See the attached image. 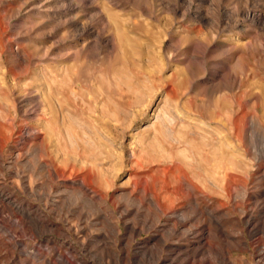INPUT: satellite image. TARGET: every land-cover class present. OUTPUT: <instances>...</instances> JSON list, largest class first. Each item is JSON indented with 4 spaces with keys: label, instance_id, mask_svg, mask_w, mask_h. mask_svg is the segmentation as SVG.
I'll return each mask as SVG.
<instances>
[{
    "label": "rangeland",
    "instance_id": "374dc122",
    "mask_svg": "<svg viewBox=\"0 0 264 264\" xmlns=\"http://www.w3.org/2000/svg\"><path fill=\"white\" fill-rule=\"evenodd\" d=\"M48 83L52 149L66 146L82 172L71 179L94 181L83 196L48 179L34 147L0 166L2 183L30 180L34 195L14 191L70 230L30 219L42 237L22 232L0 210V264H81L62 241L84 242L95 264L126 251L155 264L178 252L173 243L196 249L204 224L229 264H264V0H0V130L41 112ZM16 148L8 135L7 161ZM159 200L186 218L177 234Z\"/></svg>",
    "mask_w": 264,
    "mask_h": 264
},
{
    "label": "bare ground",
    "instance_id": "6f19581e",
    "mask_svg": "<svg viewBox=\"0 0 264 264\" xmlns=\"http://www.w3.org/2000/svg\"><path fill=\"white\" fill-rule=\"evenodd\" d=\"M57 76V74H56ZM59 77V75H58ZM57 78V77H56ZM58 82V81H57ZM55 87V86H54ZM44 89V88H43ZM56 89V88H55ZM51 91V86L48 83V89H46V91L44 93H42V100H41V107L42 110L41 112H38L37 110H26L24 116L21 118V122L20 125L16 126V120L11 121L8 124V127H3L2 130H0V166L1 167H5L12 163H14V161L20 159V157L23 155V152L26 151L27 147H34L35 151L38 155V161L40 163V165L42 166L43 169L46 170V175L48 177V179H55V178H59L62 177L63 180L59 181L62 182L64 184V187L66 188H76L78 189L77 191H79V194L81 195H86V196H90L89 192H90V187L91 184L94 181V176L91 173H88V182L82 180H75V179H71L75 173H79L77 168H76V164H73L71 157H69L68 155V150L63 147V154L61 153V150L56 151L55 149H52V146L50 144V138L53 139V137H50L51 132L50 128H51V124L53 123L54 119L57 116V107L55 106L56 104L52 103L51 100V95L48 91ZM32 100V99H31ZM35 100V99H34ZM39 100V101H40ZM35 102V101H34ZM32 103V102H31ZM37 103V102H36ZM39 104V103H37ZM35 105V104H34ZM58 105V104H57ZM37 106V105H36ZM61 106V105H60ZM40 107V108H41ZM39 108V107H38ZM61 111V110H60ZM37 116V120L35 122H30L28 120V118H31L32 116ZM63 115V114H62ZM61 115V116H62ZM58 117V116H57ZM63 117V116H62ZM10 121V120H9ZM56 121V120H55ZM18 123V121H17ZM59 124V123H58ZM3 125V124H2ZM2 125L1 128H2ZM5 125V124H4ZM53 126V125H52ZM57 126V125H56ZM16 128H18V132L16 131ZM61 131V128H60ZM54 133V132H53ZM11 136L15 138L16 144L18 145V148H16V154L12 157L11 161H7L6 160V148H7V136ZM54 135V134H53ZM82 138V137H81ZM59 140V139H58ZM58 142V141H57ZM81 142V141H80ZM67 143V142H66ZM63 144V143H61ZM81 144V143H79ZM83 144V143H82ZM53 145V144H52ZM73 145V144H72ZM64 146V145H62ZM71 146V145H70ZM65 148V149H64ZM75 150V149H74ZM74 150L72 151L74 153ZM28 151V150H27ZM77 151V150H76ZM29 152V151H28ZM34 152V151H33ZM79 152V151H78ZM14 153V152H13ZM71 153V152H70ZM81 153V151L79 152ZM6 154V155H5ZM82 154V153H81ZM78 155V154H76ZM83 155V154H82ZM11 157V156H10ZM34 158V156H32ZM80 157V155H79ZM83 158V157H82ZM80 159V158H78ZM36 161V160H35ZM76 161V160H75ZM80 161V160H79ZM78 161V162H79ZM83 161V160H82ZM77 163V162H76ZM78 164V163H77ZM82 165V164H80ZM38 166V165H37ZM13 167V165H12ZM81 167V166H80ZM9 169V168H8ZM81 169V168H80ZM79 169V170H80ZM6 170V169H5ZM4 171V170H3ZM10 171V170H9ZM172 171V170H171ZM10 173H12V171H10ZM82 173V172H80ZM79 173V174H80ZM33 175V174H32ZM78 175V174H77ZM227 175V173H226ZM17 177L20 178V183L15 182L14 180L12 181V186L2 183L1 179H0V210L7 212L9 218H16L18 220V227H20L19 231H25V230H29L31 232L34 233H39V236L42 237V232L37 230V227L30 222V219H37V221L39 223H43L46 226H50L52 228H54L55 230H62L65 231L66 233H68L70 230L69 228H65V226L61 223H59V221H54L52 219H50L48 216L49 214L46 213L45 210H43L40 206L34 205L31 201L25 199V198H21V196L19 195V193H16L14 190L17 189L18 192L20 193H24L27 195H34L35 191H34V186L32 185V182L29 180H27L25 177L20 176V174H16ZM84 177V175H83ZM230 177V176H229ZM31 179V178H30ZM60 179V178H59ZM237 179V178H236ZM227 180V177H226ZM5 182V181H4ZM48 182V181H47ZM169 183V182H167ZM57 184V183H56ZM170 184V183H169ZM168 185V184H167ZM169 186V185H168ZM224 186V185H223ZM232 186V185H231ZM45 187V186H44ZM164 187V186H163ZM170 188V187H169ZM233 188V187H232ZM93 189V188H92ZM189 189V187H188ZM187 189V190H188ZM41 190V189H40ZM43 190V189H42ZM57 190V189H56ZM98 190V189H97ZM168 193V195H173L175 198H179V199H183L186 194L188 196H190L191 198H195L193 196V192L191 191H184L182 188H174L171 190L165 189ZM203 190V189H202ZM65 191V190H64ZM161 191V190H160ZM201 191V190H199ZM159 192V191H158ZM46 193V192H45ZM162 193V192H161ZM164 194V192H163ZM47 195H49L47 193ZM230 195V194H229ZM237 195V194H236ZM199 196V195H198ZM207 196V195H206ZM92 199H95L94 196H91ZM162 197V195H161ZM172 197V196H171ZM206 198V197H205ZM203 198V199H205ZM147 199V198H146ZM169 199V198H168ZM165 200V199H164ZM170 200V199H169ZM188 200V199H187ZM172 201V200H171ZM171 201H169L171 203ZM174 201V199H173ZM179 201V200H178ZM193 201V200H192ZM198 201V200H197ZM58 202V201H57ZM63 202V201H62ZM150 202V201H149ZM154 202V201H153ZM159 204L158 209H162L163 210V215L168 217V223L163 224L164 226H168L169 227V231L171 232V234H177L178 233V228H180L181 226H184L187 224V220L186 218L183 216L181 219L180 218H175L177 216H171V212L172 211H168L170 207L167 208L166 203H162L160 200L158 201ZM185 202V201H184ZM184 202H182V204H185ZM56 203V202H55ZM142 204H145V200H142L141 202ZM176 204V203H175ZM181 204V205H182ZM187 204V203H186ZM185 204V205H186ZM40 205V204H39ZM168 205V204H167ZM172 205V204H171ZM170 205V206H171ZM210 205V204H209ZM154 206V205H153ZM156 206V204H155ZM178 207V205H176ZM225 206V205H224ZM184 207V206H183ZM173 208V207H172ZM175 208V207H174ZM217 208V207H216ZM213 209L211 212H216L217 209ZM224 208V207H223ZM149 209V208H148ZM194 209V208H193ZM147 210V209H146ZM151 210V209H150ZM149 210V212H150ZM177 210V209H176ZM181 210V208H180ZM156 211V208H155ZM159 211V210H157ZM174 211V210H173ZM203 211V210H202ZM49 212V211H48ZM51 213V212H50ZM161 213V211H160ZM61 215V214H60ZM184 215V214H183ZM215 215V214H214ZM63 216V215H62ZM193 216V215H192ZM60 217V216H59ZM200 217V216H199ZM224 217V216H223ZM57 218V217H56ZM158 218V217H157ZM4 219V218H3ZM154 219V218H153ZM159 219V218H158ZM220 219V218H219ZM251 219V218H250ZM155 220V219H154ZM163 220V219H162ZM5 221V220H4ZM10 221V220H9ZM202 221V220H201ZM205 221V219L203 220ZM194 222V221H193ZM152 223V222H151ZM249 223V222H248ZM193 224V223H192ZM199 224V223H198ZM150 225V224H149ZM152 225V224H151ZM161 225L160 221L158 223H154L152 225V229L155 233V235H153L152 239H157V237L159 236L158 234V230H159V226H163ZM195 225V224H194ZM197 225V224H196ZM191 226V225H190ZM7 227V226H5ZM196 227V226H195ZM194 227V228H195ZM10 228V227H9ZM188 228V227H187ZM207 225L204 224L202 226H197V228L192 231V235L193 237L196 239L192 244L196 245V249L193 248L192 250L188 249L189 247L185 246V248H183V246L181 244H175L173 243V246L175 250H178L177 253L171 255L172 257L168 256L167 258L163 259L161 257H159V261H157L155 264H163V263H168V264H195L196 262H198V264H204V262L207 261L208 255L211 256H215L216 258V262H218L219 264H229L230 258L228 256V252L229 250L222 247L219 244H212L210 243L206 236V229H207ZM253 228V227H252ZM6 229V228H5ZM185 229V228H184ZM12 230V229H11ZM192 230V229H191ZM16 231V230H15ZM190 231V230H189ZM53 232V231H52ZM212 232V231H211ZM25 233V232H24ZM7 234V233H6ZM11 234V233H9ZM184 234V232H183ZM49 235V234H48ZM236 235V234H235ZM4 236V235H3ZM25 236V235H24ZM171 236V235H169ZM180 236V235H179ZM220 236L223 237V239H227L229 237H231V234L229 233H224L220 231ZM264 236V235H263ZM181 237V236H180ZM184 237V236H183ZM1 238V237H0ZM24 238V237H23ZM27 238V237H26ZM25 238V239H26ZM40 238V237H39ZM69 238V237H68ZM170 238V237H169ZM44 239V238H43ZM42 239V240H43ZM64 239V238H63ZM31 240V239H30ZM36 240V239H35ZM39 240V239H38ZM57 240V238L54 237H50L48 238L49 242H55ZM59 240V239H58ZM165 240V239H164ZM255 240V239H254ZM182 241V240H181ZM38 242V241H37ZM66 246V248H69L72 251L71 258L73 259H77L79 260L81 264H95L97 263L95 260L90 259V258H86L82 255V252L84 250H87V246L86 244L83 242L81 244V248L77 245L75 246V244L73 245L72 243H68V242H64L62 241ZM6 243V242H5ZM60 243V242H59ZM250 243V242H249ZM41 244V242H40ZM50 244V243H49ZM60 245V244H59ZM58 245V246H59ZM246 245L248 246L249 244L246 243ZM2 245H0L1 247ZM50 246V245H49ZM56 246V245H55ZM57 246V249H58ZM164 246V245H163ZM3 247V246H2ZM6 247V246H5ZM195 247V246H194ZM37 248V247H36ZM38 249V248H37ZM63 249V248H62ZM2 249H0L1 252ZM39 250V249H38ZM61 250V249H60ZM173 250V249H172ZM123 251V250H122ZM121 251V252H122ZM180 251H182V255L180 253ZM25 252V251H24ZM23 252V253H24ZM40 252V251H39ZM36 252V253H39ZM52 253V252H51ZM71 253V252H69ZM173 253V252H172ZM8 254V253H7ZM25 254V253H24ZM27 255V254H26ZM32 255V254H31ZM36 255V254H35ZM78 255H80V257H78ZM201 255L202 258L198 259L197 256ZM34 257V256H33ZM32 257V258H33ZM264 257V256H263ZM28 258V257H27ZM35 258V257H34ZM31 259V258H30ZM38 259V258H37ZM137 259V255H135L134 257H132L131 255H129V252L126 251V254L123 256L121 254L118 253V255L116 257L108 255L107 258L103 257L102 263L103 264H119L120 262L125 264V263H133V262H137L138 264H147V263H141L139 261L136 260ZM198 259V260H197ZM3 260V259H2ZM11 260V259H10ZM29 260V259H28ZM212 260V259H211ZM37 261V260H36ZM34 262V261H33ZM215 262V263H216ZM2 263V262H1ZM10 263V262H9ZM69 264H73V262L71 260H68ZM35 264V263H34ZM56 264V263H55ZM76 264V263H75ZM261 264V263H260Z\"/></svg>",
    "mask_w": 264,
    "mask_h": 264
}]
</instances>
